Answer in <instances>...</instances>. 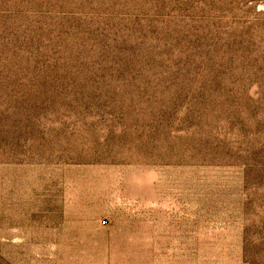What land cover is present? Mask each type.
I'll list each match as a JSON object with an SVG mask.
<instances>
[{
	"label": "rangeland",
	"instance_id": "1",
	"mask_svg": "<svg viewBox=\"0 0 264 264\" xmlns=\"http://www.w3.org/2000/svg\"><path fill=\"white\" fill-rule=\"evenodd\" d=\"M0 264H264V0H0Z\"/></svg>",
	"mask_w": 264,
	"mask_h": 264
}]
</instances>
